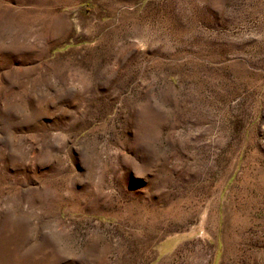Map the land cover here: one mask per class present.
<instances>
[{"label":"rangeland","instance_id":"obj_1","mask_svg":"<svg viewBox=\"0 0 264 264\" xmlns=\"http://www.w3.org/2000/svg\"><path fill=\"white\" fill-rule=\"evenodd\" d=\"M0 264H264V0H0Z\"/></svg>","mask_w":264,"mask_h":264}]
</instances>
